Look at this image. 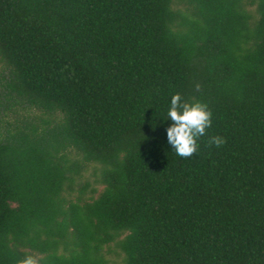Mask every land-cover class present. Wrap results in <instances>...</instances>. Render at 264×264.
<instances>
[{
    "label": "trees",
    "instance_id": "1",
    "mask_svg": "<svg viewBox=\"0 0 264 264\" xmlns=\"http://www.w3.org/2000/svg\"><path fill=\"white\" fill-rule=\"evenodd\" d=\"M0 63L58 117L0 137V264H264V0H0ZM176 92L212 113L190 157Z\"/></svg>",
    "mask_w": 264,
    "mask_h": 264
},
{
    "label": "clouds",
    "instance_id": "2",
    "mask_svg": "<svg viewBox=\"0 0 264 264\" xmlns=\"http://www.w3.org/2000/svg\"><path fill=\"white\" fill-rule=\"evenodd\" d=\"M211 117V110L204 102L182 100L179 92L171 95L166 110V118L171 120L166 127V140L176 156L190 157L198 150V138L211 125ZM209 143L220 146L224 143V138L219 135L211 136ZM16 264H37V261L26 254Z\"/></svg>",
    "mask_w": 264,
    "mask_h": 264
},
{
    "label": "rangeland",
    "instance_id": "3",
    "mask_svg": "<svg viewBox=\"0 0 264 264\" xmlns=\"http://www.w3.org/2000/svg\"><path fill=\"white\" fill-rule=\"evenodd\" d=\"M6 80V70L0 63V137L4 136L8 131H15V127L23 128L26 124L35 125L39 131L44 128L54 125V121L58 119L57 115L49 114L32 106L17 105L3 96V84ZM73 157L75 155H72ZM100 165L95 163L88 164L87 169L83 172L82 176L78 178V183L83 184L88 182L91 186H98L99 190L102 185H97L99 179ZM77 194V190L74 192ZM107 257L111 259L114 264L120 262L122 253L119 248L114 244H110L107 248Z\"/></svg>",
    "mask_w": 264,
    "mask_h": 264
}]
</instances>
